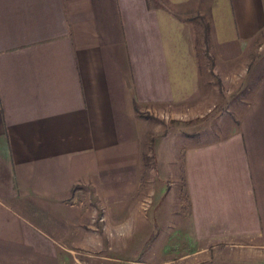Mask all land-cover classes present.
Instances as JSON below:
<instances>
[{
    "label": "crops",
    "instance_id": "0c3cea01",
    "mask_svg": "<svg viewBox=\"0 0 264 264\" xmlns=\"http://www.w3.org/2000/svg\"><path fill=\"white\" fill-rule=\"evenodd\" d=\"M201 38L216 74L241 63L256 79L224 136L184 138L187 211L152 213L151 246L190 250L166 262L227 248L220 264H264V0H0V264H61L95 216L82 199L102 205L107 231H143L148 116L210 108Z\"/></svg>",
    "mask_w": 264,
    "mask_h": 264
},
{
    "label": "rangeland",
    "instance_id": "374dc122",
    "mask_svg": "<svg viewBox=\"0 0 264 264\" xmlns=\"http://www.w3.org/2000/svg\"><path fill=\"white\" fill-rule=\"evenodd\" d=\"M204 37V35H203ZM198 46L201 59L204 61V68L207 70L208 82L205 86L208 92L207 105L210 106L206 115L201 119L198 117L194 120L173 119L171 115L164 118H152L148 116L149 134L144 141L143 160V177L136 192L135 206L141 210L143 214V231L136 234L119 233L107 231L108 226L103 222L104 208L97 201L81 203L86 207L94 210L95 216L89 223L90 227L84 226L80 231L79 240H74L76 235L68 234L69 245H79V247L65 248L61 251V264H183V261H168L169 259H177L178 257L190 253V250L181 247V243L174 240L171 242V248H168L164 241L163 252H158L156 247L151 246L153 235L151 231V215L157 209L164 208L166 216V207L183 209L187 211V200L183 192L182 179V155L184 147H181L186 137L191 139H199L201 132H207V139L214 140L224 136L230 128L231 121L235 120L231 106L246 97L250 82L256 79V73H251L247 77V73L243 70V66L239 63V70L235 69V73L230 76L216 74L213 66V58L208 54V50L204 48L203 38ZM264 51V42L256 43L255 51L260 53ZM256 53L255 59L259 58ZM263 55V54H262ZM258 56V57H257ZM206 62V64H205ZM205 131H202L204 130ZM163 142L162 153L154 152V145ZM172 142L175 143L172 148ZM178 144V145H177ZM178 146V147H177ZM180 147L182 149H180ZM172 150L174 152H172ZM176 163V177L174 179L173 163ZM163 163L165 165H163ZM172 166V167H171ZM175 168V166H174ZM175 183L177 184L175 186ZM175 187L177 189L175 190ZM172 189H174L172 191ZM81 196V192L77 193ZM168 204V205H167ZM154 218V217H153ZM155 221V219H154ZM128 223V222H127ZM126 229L129 228L128 224ZM136 235L140 238L139 247L136 249L120 248V236ZM165 234H160L164 236ZM178 235V234H176ZM74 238V239H73ZM154 238V237H153ZM165 240V238H164ZM174 243H178L174 248ZM169 246V247H170ZM226 249V250H225ZM223 250L208 249L205 254V260H196L193 257L189 264H220V261L229 258L227 248ZM195 251L193 248L191 252ZM193 258V259H192ZM164 260V263H159ZM219 261V262H218Z\"/></svg>",
    "mask_w": 264,
    "mask_h": 264
},
{
    "label": "trees",
    "instance_id": "16d2710c",
    "mask_svg": "<svg viewBox=\"0 0 264 264\" xmlns=\"http://www.w3.org/2000/svg\"><path fill=\"white\" fill-rule=\"evenodd\" d=\"M175 15V14H174ZM176 17H178L177 15H175Z\"/></svg>",
    "mask_w": 264,
    "mask_h": 264
}]
</instances>
